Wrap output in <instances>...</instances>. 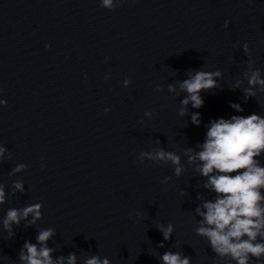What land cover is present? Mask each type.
I'll use <instances>...</instances> for the list:
<instances>
[{"label":"clouds","instance_id":"clouds-1","mask_svg":"<svg viewBox=\"0 0 264 264\" xmlns=\"http://www.w3.org/2000/svg\"><path fill=\"white\" fill-rule=\"evenodd\" d=\"M101 4L108 9L114 7L113 0H101ZM244 50L248 51L247 44L244 45ZM221 76L219 70H200L194 74L190 72L188 79L179 82L180 90L187 93L181 101L179 114H186L189 103L193 108H201L204 104L201 92L217 88V78ZM124 83L127 85L129 81L125 80ZM249 85L244 90L246 98L255 96L254 86L260 85L264 89V79L260 78L259 70L252 73ZM238 86L239 83L236 87ZM168 87L169 91L175 92L174 85ZM231 107L237 112L243 111L238 104H232ZM191 121L199 126L200 114L193 113ZM197 147L199 151L185 149L184 155L189 164H195V171L206 178L203 186L215 193V197L196 208V213L202 218L195 229L196 234L207 238L217 256L229 257L235 264H252L253 259L257 262L264 259V165L258 159L264 155V116L234 115L230 119L214 120L207 128L204 142ZM4 151L0 147V157ZM144 156L154 161H170L175 165L174 174L177 177L185 171L181 158L176 153L159 149L155 153H141V157ZM24 167L25 165H17L13 172L21 171ZM169 179L165 177L162 182L167 183ZM13 187L19 191L24 190L22 182H15ZM3 203L5 191L0 185V204ZM41 207V204L36 203L22 209L10 208L2 221L4 229L11 235L12 225L18 226L21 220H27L29 216L32 219L28 224H35L42 218ZM158 229L164 239L168 240L174 226L171 223L167 227L158 225ZM53 235V229H44L36 237V244L26 241L19 254L21 264H65V259L67 264H76L74 254L53 260L51 254L54 249L47 246V241ZM160 246L163 247L162 244ZM160 259L163 264H190V258L183 257L179 252H166ZM86 264H110V261L93 256L86 260Z\"/></svg>","mask_w":264,"mask_h":264}]
</instances>
